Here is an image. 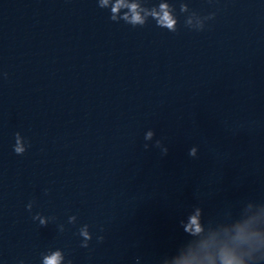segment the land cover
<instances>
[{"label": "water", "instance_id": "water-1", "mask_svg": "<svg viewBox=\"0 0 264 264\" xmlns=\"http://www.w3.org/2000/svg\"><path fill=\"white\" fill-rule=\"evenodd\" d=\"M56 251L264 264V0H0V264Z\"/></svg>", "mask_w": 264, "mask_h": 264}, {"label": "clouds", "instance_id": "clouds-1", "mask_svg": "<svg viewBox=\"0 0 264 264\" xmlns=\"http://www.w3.org/2000/svg\"><path fill=\"white\" fill-rule=\"evenodd\" d=\"M107 2V0H105ZM120 7V4L118 3L114 8L113 11L115 12L118 8ZM134 10V6H133ZM133 22L134 23H143V21L140 19L139 15H134L133 16ZM160 23L167 25L169 29L172 28L173 26V21L168 17L167 14H165L161 19ZM17 152H21V148L16 149ZM191 225H196V231H200L199 225L197 223V218L195 216L191 217ZM41 224L44 225V221H41ZM189 225V227H191ZM186 231L188 230L187 228L185 229ZM82 235L85 236L86 239H91L89 233L86 230L82 231ZM99 239H103L100 237ZM85 247L87 245H84ZM62 259L61 253L59 251L53 252L51 255L45 256L43 260V264H60V260ZM223 264H243V261L238 259L236 256L232 255L231 253H225L223 256Z\"/></svg>", "mask_w": 264, "mask_h": 264}]
</instances>
